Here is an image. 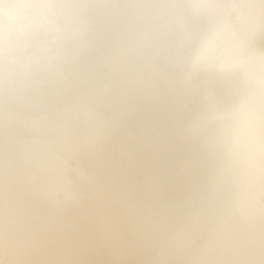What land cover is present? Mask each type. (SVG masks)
Wrapping results in <instances>:
<instances>
[{"label": "clouds", "instance_id": "1", "mask_svg": "<svg viewBox=\"0 0 264 264\" xmlns=\"http://www.w3.org/2000/svg\"><path fill=\"white\" fill-rule=\"evenodd\" d=\"M0 264H264V0H0Z\"/></svg>", "mask_w": 264, "mask_h": 264}]
</instances>
